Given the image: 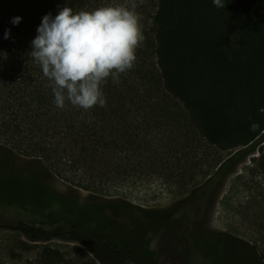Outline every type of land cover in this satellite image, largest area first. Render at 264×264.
<instances>
[{
	"label": "trees",
	"instance_id": "16d2710c",
	"mask_svg": "<svg viewBox=\"0 0 264 264\" xmlns=\"http://www.w3.org/2000/svg\"><path fill=\"white\" fill-rule=\"evenodd\" d=\"M154 1L144 43L163 90L182 105L190 124L208 144L222 151L243 148L221 165L224 168L264 141V0H224V8L216 7L213 0ZM65 3L74 11L108 4L105 0H0V142L4 143L0 205L29 207L18 221L23 232L40 224L68 225L70 238L94 256L75 263L59 251L44 249V256L57 264H128L120 261L127 256L135 260L130 264L158 263L146 235L170 213L115 198L129 171L123 161L134 162L133 153L142 141L139 119L154 112L152 106L142 105L144 91L135 79L138 59L132 70L121 74L120 83L109 78L103 85L106 106L86 112L67 103L63 109L55 106L50 82L30 55L41 18L49 12L55 16ZM15 16L22 18L18 25L10 23ZM5 30H10L8 39ZM15 153L31 160L26 171L13 170ZM261 165L264 169V150ZM46 171L78 189L101 196L113 193L108 197L114 200L80 205L77 198L53 189L45 180ZM119 210L139 221L137 246L115 234L123 219ZM205 238L210 253L229 247L217 233ZM233 243L239 254L263 260L250 248Z\"/></svg>",
	"mask_w": 264,
	"mask_h": 264
},
{
	"label": "rangeland",
	"instance_id": "374dc122",
	"mask_svg": "<svg viewBox=\"0 0 264 264\" xmlns=\"http://www.w3.org/2000/svg\"><path fill=\"white\" fill-rule=\"evenodd\" d=\"M136 2L137 11L144 17L146 33L156 3L154 0ZM139 49L140 67L135 79L144 91L142 105L152 106L154 112H147L150 114L139 119L142 141L133 153L134 162L123 161L129 171L116 200L170 213L167 218L157 220L146 235L151 249L158 255L155 264H188L187 252L195 254L197 238L215 233L228 241V248L234 253H238V246L233 243L237 242L264 259V169L261 165L264 141L222 168L229 157L243 148L222 151L208 144L192 127L182 105L163 90L147 45L143 43ZM3 145L0 142V160ZM11 160L13 170L20 172L26 171L31 162L18 153ZM44 176L53 189L67 198H77L80 205L108 204L114 200L108 197L113 193L101 196L72 187L49 171ZM118 213L123 219L118 221L115 234L122 242L137 246L139 221L126 211ZM171 222L173 227H169ZM18 225L21 229L23 223L9 212L0 213V264H57L53 258L44 256L46 248L59 251L66 261L94 259L85 245L70 238L68 225L28 226L26 233L15 230Z\"/></svg>",
	"mask_w": 264,
	"mask_h": 264
},
{
	"label": "clouds",
	"instance_id": "9594fccd",
	"mask_svg": "<svg viewBox=\"0 0 264 264\" xmlns=\"http://www.w3.org/2000/svg\"><path fill=\"white\" fill-rule=\"evenodd\" d=\"M213 4L225 6L224 0ZM138 7L136 0H126L74 11L65 3L55 16L49 12L41 18L30 55L50 82L57 108L67 103L87 112L106 106L103 85L109 78L120 83L121 74L135 67L137 49L146 39ZM21 19L15 16L10 23L18 25ZM9 33L5 30V39Z\"/></svg>",
	"mask_w": 264,
	"mask_h": 264
},
{
	"label": "flooded vegetation",
	"instance_id": "af4514ba",
	"mask_svg": "<svg viewBox=\"0 0 264 264\" xmlns=\"http://www.w3.org/2000/svg\"><path fill=\"white\" fill-rule=\"evenodd\" d=\"M188 200V199H186ZM19 203H11L10 206L8 205H0V213L4 212L7 213L9 212L11 214V217L15 216L18 221H21V217H25L24 214L26 212H29V207L28 206H19ZM9 210V211H8ZM15 230H22L20 229V226H16L14 228ZM26 232L28 231V228L25 227L24 229ZM24 231V232H25ZM190 240V238H188ZM197 244V249H195V254H191V252H187V257H188V264H264V259L260 260L258 258H254L253 256L249 255H241L239 252L236 254L234 253L230 248L228 247H217L215 248L211 253L209 251V248L206 245V238L201 237L196 240ZM194 253V252H193ZM119 250L117 253V256H119ZM118 260V257H115ZM126 260L128 264L134 263L135 260L131 259L130 257H121V260ZM152 264V263H148Z\"/></svg>",
	"mask_w": 264,
	"mask_h": 264
}]
</instances>
